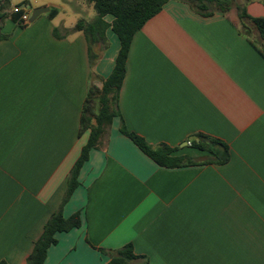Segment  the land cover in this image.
I'll return each instance as SVG.
<instances>
[{
  "label": "crops",
  "instance_id": "1",
  "mask_svg": "<svg viewBox=\"0 0 264 264\" xmlns=\"http://www.w3.org/2000/svg\"><path fill=\"white\" fill-rule=\"evenodd\" d=\"M17 4L49 11L21 26L10 13ZM240 7L264 17L262 0ZM0 8V262L26 264L88 141V91L101 89L120 42L107 28V46L92 43L90 62L76 29L96 17L86 1L0 0ZM237 10L203 17L184 1L165 3L132 38L118 98L126 129L150 146L199 164L211 155L187 142L203 134L228 146V162L158 166L114 117L63 207L65 218L79 211L81 225L55 234L43 264H106L99 248L127 244L140 257L130 264H264V56Z\"/></svg>",
  "mask_w": 264,
  "mask_h": 264
},
{
  "label": "trees",
  "instance_id": "2",
  "mask_svg": "<svg viewBox=\"0 0 264 264\" xmlns=\"http://www.w3.org/2000/svg\"><path fill=\"white\" fill-rule=\"evenodd\" d=\"M85 1L93 5L96 17L88 24L79 22L76 25V29L82 30L88 40L90 62L93 63L97 58V55L93 54L90 50L92 43L101 42L103 48L107 46L105 42V31L107 28H111L114 34L118 37L120 48L115 59L114 67L110 75L103 80L101 89L91 87L88 91L81 117V130H90L88 141L83 146L79 158L68 173L64 197L59 208L51 214L44 224L41 235L35 241L33 249L27 257L26 264H43L48 248L57 243L55 234L68 232L71 229L80 227V212L77 211L65 218L63 216V207L69 200L73 191L79 185L77 177L80 168L88 159L90 150L99 145L100 139L106 133V129L110 126L114 117H120L121 119L119 128L120 132L128 137L142 153L149 157L158 166L165 168H179L183 166L203 164L224 165L230 158L229 149L226 144L203 134L194 135L190 146L211 155L204 162L198 164L187 156H172V153L174 152L173 148H170L166 144H160L156 147L150 146L142 137L129 132L121 118L118 109V98L125 76L126 61L132 38L150 18L154 17L162 10L165 3L171 0ZM175 1H184L188 3L196 13L203 17H207L212 15L215 11L221 14L227 13L232 8L234 0ZM262 4L264 5V0H262ZM237 9V15L240 21L244 19L250 21L257 30L259 37L264 39V17L252 18L246 14L244 9L240 7ZM107 15L113 17L111 23L105 22L104 17ZM254 47H256L264 56V50L258 48L256 44ZM93 98L98 99L99 109L97 114L93 117L94 123L91 124L90 115L87 116V114L90 113V103ZM98 251L109 257V261L106 264H130L131 262L140 259L139 256L133 253L131 244H127L122 248L113 251L101 248H99ZM0 264L6 263L0 262Z\"/></svg>",
  "mask_w": 264,
  "mask_h": 264
},
{
  "label": "rangeland",
  "instance_id": "3",
  "mask_svg": "<svg viewBox=\"0 0 264 264\" xmlns=\"http://www.w3.org/2000/svg\"><path fill=\"white\" fill-rule=\"evenodd\" d=\"M53 1H55V0H53ZM80 1H85V0H80ZM87 2V1H86ZM244 2V0H234L233 1V5L232 6H237V8L238 7H240L241 5H242V3ZM26 6H27V4H26ZM13 7V6H12ZM11 7V8H12ZM241 8V7H240ZM230 11V10H229ZM228 11V12H229ZM216 12V11H215ZM215 12H213V13H215ZM227 12V13H228ZM238 12V11H237ZM29 13V18H30V16H31V11L30 12H28ZM239 19V18H238ZM240 20V19H239ZM241 22H243V21H241ZM240 22V23H241ZM250 27H246V26H241L242 27V29L244 30V31H246L247 32V34H248V36L252 39V41L257 45V47L258 48H260L261 50H264V41L259 37V35H258V32L256 31V29L254 28V26L252 25V24H250L249 25ZM248 28V29H247ZM250 28V29H249ZM93 106V107H92ZM98 107H99V103H98V99L97 98H95L94 99V103L93 104H91V108H92V110H96V109H98ZM87 116H89L88 114H87ZM208 158V157H207Z\"/></svg>",
  "mask_w": 264,
  "mask_h": 264
},
{
  "label": "built area",
  "instance_id": "4",
  "mask_svg": "<svg viewBox=\"0 0 264 264\" xmlns=\"http://www.w3.org/2000/svg\"><path fill=\"white\" fill-rule=\"evenodd\" d=\"M10 13L12 14H19V18H18V22L21 26L26 25L27 23H29V13L27 11H25V7L22 5H14L11 10ZM187 145L190 146V143L187 142Z\"/></svg>",
  "mask_w": 264,
  "mask_h": 264
},
{
  "label": "water",
  "instance_id": "5",
  "mask_svg": "<svg viewBox=\"0 0 264 264\" xmlns=\"http://www.w3.org/2000/svg\"><path fill=\"white\" fill-rule=\"evenodd\" d=\"M49 11V8L47 7H39L34 9L31 12V16L29 18V23L33 22L39 15L43 14V13H47Z\"/></svg>",
  "mask_w": 264,
  "mask_h": 264
}]
</instances>
